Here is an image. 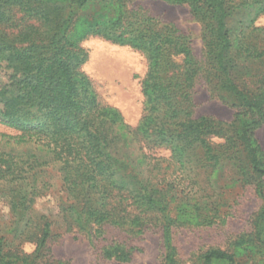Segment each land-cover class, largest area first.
<instances>
[{
	"label": "trees",
	"instance_id": "obj_1",
	"mask_svg": "<svg viewBox=\"0 0 264 264\" xmlns=\"http://www.w3.org/2000/svg\"><path fill=\"white\" fill-rule=\"evenodd\" d=\"M128 1L0 0V67L8 76L0 85V122L19 131L0 138V198L13 219L0 234V264L65 263L38 262L49 260L53 221L37 213L35 203L56 188L55 178L64 230L86 233L91 242L108 225L131 235L160 227L169 243L176 227L195 219L213 224L222 197L216 189L205 192L213 187L211 174L231 162L238 181L255 184L264 202V149L256 135L264 124V26L255 23L264 0H164L188 4L202 17L200 59L173 24L136 9L126 19ZM95 3L118 4V12L76 19ZM239 14L243 20L232 26ZM90 36L145 56L143 110L135 128L101 103L81 70L88 59L81 42ZM200 79L237 109L233 121L194 115ZM11 138L43 154L5 149L1 140ZM152 148L170 155L156 157ZM177 165L184 171L176 173ZM23 241L36 245L33 253L21 250ZM249 241L264 247V204ZM132 250L120 242L101 246L102 256L120 260ZM164 255L166 264H181L176 247L168 244ZM198 264L239 263L235 253L212 247L200 253Z\"/></svg>",
	"mask_w": 264,
	"mask_h": 264
},
{
	"label": "rangeland",
	"instance_id": "obj_2",
	"mask_svg": "<svg viewBox=\"0 0 264 264\" xmlns=\"http://www.w3.org/2000/svg\"><path fill=\"white\" fill-rule=\"evenodd\" d=\"M117 6L118 4L103 7L95 3L79 10L76 19L89 17L91 20L95 15L107 12L109 15H114L118 12ZM125 8L128 10L126 19L131 17L130 12L136 9L146 16L160 20L163 24H173L188 37L194 54L199 59L203 58L205 23L188 4H171L164 0H130ZM241 20H243L242 14H239L232 26H239ZM255 23L264 26V14L260 15ZM81 46L88 53V59L81 70L90 80L99 100L104 105L118 109L123 121L135 128L143 110L142 79L147 70L145 56L130 46L114 44L99 36H90L81 42ZM7 79V71L4 67H0V85ZM194 90L197 103L194 108L196 117L208 115L225 123L233 121L237 109L213 96L203 79L197 82ZM18 133L17 129L0 122V138H2L1 134L17 135ZM256 135L264 149V124L256 131ZM8 139L7 137L6 140ZM213 140L224 142L222 137H215ZM9 142L6 144L5 140H1V145H4L5 149H10V146L14 145L17 149L21 147L39 155L43 154L37 149L34 150L36 146L32 143L27 146L17 144L13 138ZM149 152L156 157L170 155V151L164 148H152ZM238 170L235 162H231L219 172L215 171L211 174L213 187L209 186L205 195L212 194L216 189L222 197L223 204L214 223L203 225L195 219L191 224L176 227L169 243H166L167 238L164 237L160 227L131 235L118 226L108 225L103 227L104 232L101 235L95 236L94 242L90 241L86 233L66 232L58 216L61 192L60 183L55 178L56 188L44 197H40L35 203L36 212L53 221V235L47 242L49 260L42 259L38 262L59 260L65 262L64 264H166L164 254L167 245L170 244L178 249L181 264H198L200 253L212 247H220L235 253L239 264H263L264 247L256 246L249 240L253 232L254 217L264 202L256 194L255 184L243 185L238 181L240 177L235 174ZM175 171L181 173L184 170L177 165ZM204 182L206 180L203 178ZM179 210H176V213L182 217ZM12 220L7 202L0 198V234L9 231ZM5 226L7 227L4 233ZM112 242L123 243L127 248L133 247L128 260L102 256L101 246ZM20 248L30 254L34 252L36 245L33 242L23 241Z\"/></svg>",
	"mask_w": 264,
	"mask_h": 264
}]
</instances>
